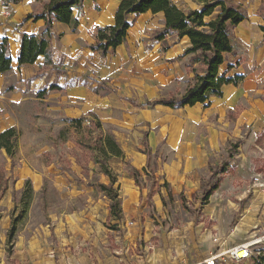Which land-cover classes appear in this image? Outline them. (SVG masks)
<instances>
[{
	"label": "rangeland",
	"instance_id": "1",
	"mask_svg": "<svg viewBox=\"0 0 264 264\" xmlns=\"http://www.w3.org/2000/svg\"><path fill=\"white\" fill-rule=\"evenodd\" d=\"M1 2L0 22H6L10 10ZM42 2L36 0L34 10ZM173 2L184 9L199 8L197 0ZM94 6L108 10L112 1L95 0ZM161 16L148 13L138 17V33L151 41L155 30L162 27ZM251 16H256V22L249 23L247 31L240 34L234 29L228 60L252 81V92L264 99V33L257 25L264 26V0ZM174 41L167 36L158 50L167 51ZM46 70V66H35L26 72L14 66L0 75V131L7 127L17 130L12 155L0 148V264H66L73 258L80 264L115 260L171 264L180 245L185 248L187 264H194L215 247L212 239L216 236L226 241V248L248 239L261 240L251 246V257L243 264H264V132L245 149L240 139L228 142L215 156L212 153L206 166L189 177L197 186L193 192H178L169 186L168 195L162 187L161 199L156 194L148 197L146 189L142 202L129 206L120 202L121 220L109 219L108 201L86 184L94 175L90 168L98 170V165L89 161L77 143L93 144L91 136L97 133L90 134L87 123L69 121L73 117L61 102L62 90L49 89L50 82H59L62 73L52 79ZM172 86L178 91L182 84ZM81 117L91 120L87 114ZM174 144L181 147L186 143L178 140ZM174 149L163 141L158 145L159 159H151L150 169L158 184H162L158 163L170 161ZM80 164H86L88 170L83 173ZM108 166L123 177L119 180L126 181L128 162L111 157ZM96 176L105 178L101 173ZM27 179L34 194L26 213H21L19 199ZM209 180L217 186L203 201V186ZM13 218L17 221L12 225Z\"/></svg>",
	"mask_w": 264,
	"mask_h": 264
},
{
	"label": "crops",
	"instance_id": "2",
	"mask_svg": "<svg viewBox=\"0 0 264 264\" xmlns=\"http://www.w3.org/2000/svg\"><path fill=\"white\" fill-rule=\"evenodd\" d=\"M101 1H112V8L95 9V6L92 7L95 0L83 1V11L78 14L79 25L74 32L66 24L53 23L50 64L44 65L43 57L39 56L34 63L22 66L16 63L20 35L23 32L39 33L43 21L29 20L20 25L22 18L34 10L36 0H21L19 3L7 5L1 2L10 10L6 22H0L3 23L0 27V38L8 39L12 67L27 72L35 66H46L45 74H49L52 79L61 71L59 80L56 79L59 82L55 83L61 87L60 99L66 105L70 116L80 118L92 114L104 128H111L122 152L120 157L113 158L128 162L130 167L142 172L148 160L146 150L150 152V162L151 159H159L158 145L163 141L169 147L175 148L172 159L167 162L159 161L157 170L162 182L166 181L176 191L184 189L183 192H193L197 186L189 177L206 166L212 153L215 156V152L224 145L239 138L243 139L245 149L259 133L264 132V99L252 92V81L243 72L236 70V66L229 74H242L244 78L237 86L223 85L221 97L211 96L205 103L198 102L181 108L161 104L145 105L147 101L159 97L183 94L192 76L186 68L188 56L182 55L189 46V40L186 37L177 39L173 36L175 41L168 50L159 51L161 41H150L148 36L143 37L138 33L139 24L135 20L150 13L146 12L136 18L132 17L126 41L118 45L112 53L102 56L91 50L89 45L95 42L98 27L113 23L119 0ZM230 1L240 5L246 12L247 18L235 27L238 33L243 34L249 23L256 22V16L251 14L259 7L260 0ZM247 3L251 4V10ZM251 17H254L253 20ZM257 25L261 26L260 23ZM146 44L150 47L145 48ZM180 44L183 49L179 48ZM51 84L52 82L49 85ZM174 84L182 86L176 91V86H172ZM245 129L246 132L243 131ZM123 140L125 142L121 146L120 142ZM178 140H183L186 144L176 146L174 142ZM116 176L115 187L122 206L136 205L139 200L142 202L146 188L140 189L135 185L130 172L124 177L126 181L119 180L122 176L119 177L117 173ZM102 181L107 183L106 178ZM161 188L160 193L163 196ZM155 194L160 196L159 193ZM58 235L61 237L60 231ZM181 247L182 245L176 248L174 262L171 264H187L185 248L181 253ZM72 261L79 262L73 258L66 264ZM119 261L126 264L122 260H115L110 264H117ZM53 262L52 258L50 263Z\"/></svg>",
	"mask_w": 264,
	"mask_h": 264
},
{
	"label": "trees",
	"instance_id": "3",
	"mask_svg": "<svg viewBox=\"0 0 264 264\" xmlns=\"http://www.w3.org/2000/svg\"><path fill=\"white\" fill-rule=\"evenodd\" d=\"M20 1L2 0V3L4 5L16 4ZM83 1L43 0L39 10L27 13L22 18L20 25L29 20L41 19L43 26L39 33H21L16 57L17 65L32 64L39 56L43 57L44 65L50 64L53 23L66 24L74 32L79 25L78 14L83 11ZM197 3L199 8L184 9L180 8L173 0H119L113 23L96 29L95 42L90 44L89 48L102 56L112 53L118 45L126 41L127 31L132 25V17H137L146 12L160 13L162 15V27L155 30L151 40L163 41L168 35L175 36L177 39L188 38L189 46L185 48L182 55L188 56L186 68L188 72L192 73V76L182 95L159 97L153 101H147L145 105L161 104L171 108H181L186 105L192 106L198 102L205 103L211 96L221 97L223 85L233 84L237 86L244 78L242 74H229L231 69L236 66L228 60V55L233 52V31L241 21L247 18V15L240 5L229 0H197ZM262 19L264 21V16ZM260 29L264 33L263 25L260 26ZM11 67L12 56L8 39L1 37L0 73H6ZM49 89L58 91L61 87L52 83ZM88 116L91 120H84L86 117L70 118L69 120L79 124L87 123L86 126L91 127L89 133H97L95 136H91L94 139L93 144L77 142L81 145L84 153L89 155V161L98 165V170L90 168L94 175L86 184L88 187L100 191L101 195L108 201L110 211L108 218L121 220L120 197L115 187L117 176L108 166V160L111 157H120L122 152L112 129L104 128L92 114H88ZM16 134L17 130L14 127H7L0 131V148H4L10 156L16 144ZM240 139L237 141L241 142ZM145 153L148 160L142 172L130 167V173L135 185L140 189H147L148 197L159 193L163 199L159 187H164L167 194L171 195L169 184L166 181H163L162 184L157 183L154 173L150 169V152L146 150ZM77 162L78 164L81 163L79 159ZM80 165H82L83 173L88 170L86 164ZM97 173H101L107 179V183L99 179L96 176ZM76 181L83 182L79 178H76ZM25 183L19 199L21 213H26L34 194L29 179ZM154 186H156V190L153 189ZM216 186L217 184H212L210 180L204 184L203 201L208 199ZM16 221L17 219L13 218L12 225Z\"/></svg>",
	"mask_w": 264,
	"mask_h": 264
},
{
	"label": "built area",
	"instance_id": "4",
	"mask_svg": "<svg viewBox=\"0 0 264 264\" xmlns=\"http://www.w3.org/2000/svg\"><path fill=\"white\" fill-rule=\"evenodd\" d=\"M84 120L88 119L85 118ZM212 240L215 247L208 252L207 257L200 262L201 264H243L245 260L251 257V246L261 242V240L248 239L243 243L226 248V241L221 240L219 236L213 237ZM180 249L183 253L184 247L182 246ZM240 250L243 251L241 255L238 254ZM68 264H79V262L72 261ZM117 264L123 263L119 261Z\"/></svg>",
	"mask_w": 264,
	"mask_h": 264
},
{
	"label": "bare ground",
	"instance_id": "5",
	"mask_svg": "<svg viewBox=\"0 0 264 264\" xmlns=\"http://www.w3.org/2000/svg\"><path fill=\"white\" fill-rule=\"evenodd\" d=\"M242 253H243V251H242V250H240V251L238 252V254H240V255H241Z\"/></svg>",
	"mask_w": 264,
	"mask_h": 264
}]
</instances>
